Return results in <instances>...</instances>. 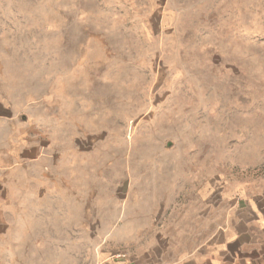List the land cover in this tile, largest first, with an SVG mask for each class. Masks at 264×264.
Wrapping results in <instances>:
<instances>
[{
	"label": "rangeland",
	"instance_id": "obj_1",
	"mask_svg": "<svg viewBox=\"0 0 264 264\" xmlns=\"http://www.w3.org/2000/svg\"><path fill=\"white\" fill-rule=\"evenodd\" d=\"M1 129L0 264H97L227 215L248 237L264 0H0Z\"/></svg>",
	"mask_w": 264,
	"mask_h": 264
},
{
	"label": "crops",
	"instance_id": "obj_2",
	"mask_svg": "<svg viewBox=\"0 0 264 264\" xmlns=\"http://www.w3.org/2000/svg\"><path fill=\"white\" fill-rule=\"evenodd\" d=\"M31 148V147H30ZM28 148V149H30ZM28 151V150H27ZM6 146L0 131V239L6 229ZM242 223L246 221L240 220ZM213 234L177 232L163 236L161 244L134 252L101 258L97 264H264V196L257 195V228L246 236V228H233L229 215L221 217ZM257 234V235H253Z\"/></svg>",
	"mask_w": 264,
	"mask_h": 264
}]
</instances>
